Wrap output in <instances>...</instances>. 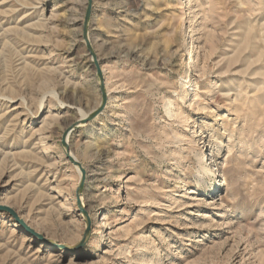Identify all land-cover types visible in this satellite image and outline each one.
Masks as SVG:
<instances>
[{
	"label": "rangeland",
	"instance_id": "obj_1",
	"mask_svg": "<svg viewBox=\"0 0 264 264\" xmlns=\"http://www.w3.org/2000/svg\"><path fill=\"white\" fill-rule=\"evenodd\" d=\"M87 6L0 0V264H264V0H93L80 191Z\"/></svg>",
	"mask_w": 264,
	"mask_h": 264
},
{
	"label": "water",
	"instance_id": "obj_2",
	"mask_svg": "<svg viewBox=\"0 0 264 264\" xmlns=\"http://www.w3.org/2000/svg\"><path fill=\"white\" fill-rule=\"evenodd\" d=\"M92 10H93V0H88V6H87V12H86V17H85V22H84V40L87 44V48L94 60V64L96 67V71H97V77L99 79V89H100V93H101V104L100 106L93 111L92 113L89 114V116L87 117L85 123H91L93 122L106 108L107 103H108V93H107V89H106V85H105V78L103 75V70L101 68V65L99 63V60L97 58V55L95 54L92 46H91V42L89 39V25H90V21H91V17H92ZM77 127V125L75 126ZM69 134V130L65 131L64 136H63V146L65 147V151H66V155L69 158V160L76 166L78 167L81 172H82V180H81V185H80V191L83 188V185L85 183L86 180V171L83 168V166L78 162L75 161L71 156H70V151L67 145V137ZM80 205H82L83 208V204H82V200L80 199ZM0 212H4L9 214L10 216H12L17 222L18 224H20L21 226H23L25 229L28 230V232L30 234H32L34 237L39 238L40 240L44 241L45 243H50L49 241H47L42 235L38 234L37 232H35L33 229H31L26 223L25 221H23L19 215L17 214V212H15L13 209H11L8 206H0ZM90 231V224H89V228L87 230V234H89Z\"/></svg>",
	"mask_w": 264,
	"mask_h": 264
},
{
	"label": "bare ground",
	"instance_id": "obj_3",
	"mask_svg": "<svg viewBox=\"0 0 264 264\" xmlns=\"http://www.w3.org/2000/svg\"><path fill=\"white\" fill-rule=\"evenodd\" d=\"M97 109V108H96ZM95 109V110H96ZM94 110V111H95ZM92 113V112H91ZM90 114V113H89ZM89 114H82V119L78 120L75 124H73L71 127H69L67 130H69V134H68V137H67V142L69 141V138L70 136L73 134V132H75L77 129L79 128H83L85 127L87 124L89 123H85L87 117L89 116ZM77 125V127H75ZM66 130V131H67ZM70 156L75 160L77 161L75 158H74V155L70 152ZM78 170L81 172V170L78 168ZM87 178V177H86ZM6 203L8 204V201L6 200ZM49 251H54L55 249L53 248H48Z\"/></svg>",
	"mask_w": 264,
	"mask_h": 264
}]
</instances>
